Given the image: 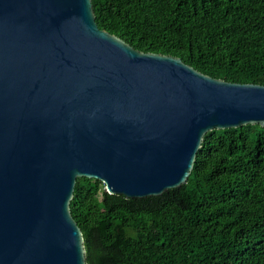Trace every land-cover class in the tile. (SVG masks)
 <instances>
[{
  "label": "water",
  "instance_id": "95a60500",
  "mask_svg": "<svg viewBox=\"0 0 264 264\" xmlns=\"http://www.w3.org/2000/svg\"><path fill=\"white\" fill-rule=\"evenodd\" d=\"M244 124L264 126V85L135 49L91 0H0V264H87L77 177L160 195L207 131Z\"/></svg>",
  "mask_w": 264,
  "mask_h": 264
},
{
  "label": "trees",
  "instance_id": "16d2710c",
  "mask_svg": "<svg viewBox=\"0 0 264 264\" xmlns=\"http://www.w3.org/2000/svg\"><path fill=\"white\" fill-rule=\"evenodd\" d=\"M100 29L228 82L264 85V0H91ZM87 264H264V126L203 135L186 183L141 198L77 177Z\"/></svg>",
  "mask_w": 264,
  "mask_h": 264
}]
</instances>
